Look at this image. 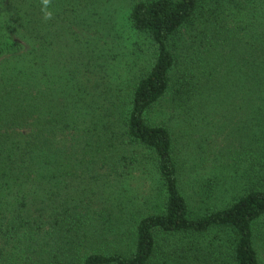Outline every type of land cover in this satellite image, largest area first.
Segmentation results:
<instances>
[{"label": "trees", "instance_id": "1", "mask_svg": "<svg viewBox=\"0 0 264 264\" xmlns=\"http://www.w3.org/2000/svg\"><path fill=\"white\" fill-rule=\"evenodd\" d=\"M127 5L151 62L112 88L92 44L114 0H0L32 42L0 70V264H264V0ZM232 87L249 122L231 157L240 192L194 212V135ZM146 166L136 195L122 183Z\"/></svg>", "mask_w": 264, "mask_h": 264}, {"label": "rangeland", "instance_id": "2", "mask_svg": "<svg viewBox=\"0 0 264 264\" xmlns=\"http://www.w3.org/2000/svg\"><path fill=\"white\" fill-rule=\"evenodd\" d=\"M128 3L129 0H114L118 12L113 15L112 22L110 20L108 25L105 26V31L101 30V34L95 36L96 42L92 40L94 35L88 38L91 40L90 42H94L92 45H96L97 48L104 51L101 63L109 65L107 75H109L108 82L112 88L133 84L137 77L149 68L151 62L147 40L142 35L132 31L127 22ZM2 14L0 18V70L13 55L11 43L17 42L22 45L18 56H24L29 48H32L30 45L32 42L22 37V29L16 25V15ZM45 22L46 20H44ZM61 23L62 21L58 18V31L61 30ZM226 60L232 68H236L239 64L236 57H233L231 62H229L228 57H226ZM98 69L100 70V68ZM96 73L99 74V71H96ZM96 76L93 74L91 77L96 78ZM236 76L234 75V79H232L234 82H236ZM218 77L220 79L221 75ZM240 100L234 87L221 90L218 98V108L214 107V110H212L213 108L209 105L210 111L207 120L210 124L208 126L200 125L198 130L201 133L194 135L197 145L193 148V161L190 165L195 169V175L190 181L196 183V190L194 188L191 191L190 189L189 191L186 190V195L189 197L194 212L204 211L207 208L214 210L224 208L240 192L241 172L237 174L236 169L230 166L233 164L231 162L232 153L239 141V128H245L249 124L245 116V110H243L244 106ZM168 112L167 108H161L156 111L154 119L160 121L164 114ZM177 121L180 125L177 127H181L180 120H176V124H178ZM235 151L237 152V150ZM150 170L151 167H142V170L140 169L136 174H133L134 176L132 175L124 180L122 184L126 189L137 190L135 194L141 196L143 195L144 184L151 180ZM207 180L211 181L215 187L213 193L209 195L210 199L201 200L199 190L202 192L203 183ZM128 196H130V193ZM262 241L259 244V252L264 262V240Z\"/></svg>", "mask_w": 264, "mask_h": 264}]
</instances>
